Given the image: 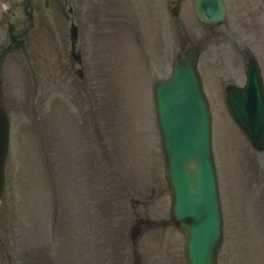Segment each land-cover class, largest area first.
<instances>
[{
  "label": "rangeland",
  "instance_id": "rangeland-1",
  "mask_svg": "<svg viewBox=\"0 0 264 264\" xmlns=\"http://www.w3.org/2000/svg\"><path fill=\"white\" fill-rule=\"evenodd\" d=\"M136 1L126 0L128 8L131 2L139 14L142 47L132 42V31L125 29L124 23L129 26L130 20L125 0H115L114 11L109 17L89 19L95 24L86 42L76 47L77 58L71 50L73 33L65 22L51 13L59 9V0H35L37 7L30 42L20 44L21 86L18 88V83L14 82L16 87L10 88L9 82H4L5 94L2 95L12 120V149L7 172L8 191L0 205V264H46L41 261L43 256L52 264H95L92 253L88 254L92 249L88 232L93 229L91 212L94 209V215L98 214L97 205L99 221L102 219L109 228L107 230L101 222L97 226L100 249L103 244L111 246L121 240L123 253L119 264L134 263L130 254V232L139 216L163 223L142 232L138 244L140 264H172L170 258L176 264H185L184 237L174 227L166 225L170 196L158 133L153 146L155 154L151 155L148 150L156 135L154 76L159 73L158 78L165 77L170 71L169 63L188 42L201 48V69L216 111L214 147L221 164L225 215L221 264H239L237 252L242 264H264V153L258 154L240 135L228 113L217 114L220 107L225 108L223 88L229 82L244 83L243 50L240 48L250 42L243 29L234 23L226 32L220 29L221 37L211 35L210 31L203 33L193 18L188 21V11L194 16L191 0H183L178 18L170 13L175 0ZM93 5L91 3L90 8ZM49 7L51 10L47 9ZM121 16H125V21L107 24ZM22 19L26 22L24 17ZM160 26L161 37L156 31L158 28L160 31ZM61 30L65 36L60 37ZM24 32L20 27L21 36ZM149 33H155L158 45L165 52V72L159 70L163 56L158 47L151 55H145ZM49 35L52 42L47 39ZM262 60L264 64V57ZM24 67L31 72V87L25 71L23 74ZM217 79L223 84L221 93L217 88L212 89L221 86ZM104 100L113 109H109L111 126L105 116L100 118ZM64 105L77 113L80 120L87 119V113L92 118L93 112L96 121L99 118L103 143L100 158L107 155L106 161L101 162L107 170L103 180L98 167L101 160L97 165L96 158L83 145L87 128L72 118ZM38 138L57 143L58 156L54 163H46L39 153ZM242 138L248 150L245 156L238 147ZM240 156L243 157L240 159ZM246 184L252 190V198L257 200H249ZM106 201L108 204L103 208ZM52 206L57 208L58 215L55 233L59 241L54 248L46 242L50 235ZM55 219L53 211V227ZM150 236L159 238L148 239ZM32 248H39L43 256L33 257ZM106 250L108 254L102 262L111 264V248ZM162 254L169 260L156 261Z\"/></svg>",
  "mask_w": 264,
  "mask_h": 264
},
{
  "label": "water",
  "instance_id": "water-1",
  "mask_svg": "<svg viewBox=\"0 0 264 264\" xmlns=\"http://www.w3.org/2000/svg\"><path fill=\"white\" fill-rule=\"evenodd\" d=\"M203 1L207 5V8L210 10L209 11L210 17H212L213 16V11L216 8V6L218 5V0H203ZM0 127H1V130H2V136H1L0 139H2V137H3L4 133H5V123H4V120H3L2 116H0ZM184 226L189 228L190 230H193V228L188 227L187 224H185Z\"/></svg>",
  "mask_w": 264,
  "mask_h": 264
}]
</instances>
